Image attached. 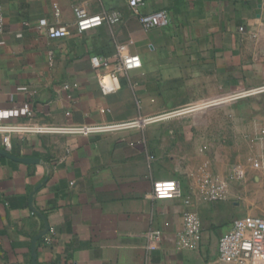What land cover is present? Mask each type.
I'll use <instances>...</instances> for the list:
<instances>
[{
    "label": "crops",
    "instance_id": "1",
    "mask_svg": "<svg viewBox=\"0 0 264 264\" xmlns=\"http://www.w3.org/2000/svg\"><path fill=\"white\" fill-rule=\"evenodd\" d=\"M143 3L135 14L127 0H0V122L88 130L15 134L8 150L0 136V149L29 160L0 155V264H223L218 242L232 222L262 217L237 201L247 187L230 168L249 176L264 144V93L167 126L149 120L264 85V0ZM75 7L117 11L121 21L78 33ZM155 11L169 24L143 31L139 16ZM40 20L70 34L50 39ZM119 44L141 66L103 95L90 60L107 59L102 73L110 71ZM24 106L31 116L9 117ZM138 119L149 122L90 130ZM166 180L179 183L181 198L152 199L153 183ZM213 182L226 184L224 200L207 199ZM185 212L200 220L195 248L178 245ZM155 231L161 243L149 251Z\"/></svg>",
    "mask_w": 264,
    "mask_h": 264
},
{
    "label": "built area",
    "instance_id": "2",
    "mask_svg": "<svg viewBox=\"0 0 264 264\" xmlns=\"http://www.w3.org/2000/svg\"><path fill=\"white\" fill-rule=\"evenodd\" d=\"M144 5L143 0H127L128 9L137 14ZM75 18V28L78 33L98 28L104 24L113 26L121 21V14L117 11L90 14L82 7L73 9ZM140 25L145 32L165 27L169 24V19L164 11H155L139 16ZM39 28L46 29L47 36L50 39H63L70 33L66 26L49 27L46 20L39 21ZM4 31V19L0 7V36ZM115 64L110 71L102 73L111 67L107 59L100 56L91 57V67L98 73V83L103 95L111 94L119 90L118 78L130 70L137 69L141 66V60L138 55L130 53L128 44H119L116 46ZM65 89L68 87L65 86ZM264 93V85L227 96H219L213 100H203L193 102L186 106L179 107L167 112L161 113L150 122L167 121L187 115H195L206 110L224 106L237 99L252 97ZM9 117H19L21 115L31 116L27 106L22 109H13L8 113ZM147 120L138 119L131 123L90 128L91 131H103L111 128H130L142 127L146 125ZM87 129L82 127H51L45 125H25V124H3L0 122V136L5 149H10L11 136L15 134H76L85 132ZM88 131V130H87ZM261 142L264 143V130L261 131ZM232 177L242 179L244 171L239 167L233 168ZM227 194V186L224 183L213 182L208 184L207 199L210 202L224 200ZM151 198L156 200L181 198L180 185L175 180L158 181L153 183ZM183 231L178 236V245L180 248H195L194 241H198L201 232V224L198 216L192 212L184 214ZM149 251H155L161 243V232L155 231L149 234ZM217 259L223 264H264V216L251 217L246 216L235 219L229 230L219 239L217 247Z\"/></svg>",
    "mask_w": 264,
    "mask_h": 264
},
{
    "label": "rangeland",
    "instance_id": "3",
    "mask_svg": "<svg viewBox=\"0 0 264 264\" xmlns=\"http://www.w3.org/2000/svg\"><path fill=\"white\" fill-rule=\"evenodd\" d=\"M189 117L182 116L179 117L183 119H186ZM178 119V118H175ZM174 119H170L167 121H157L153 122L152 125H161L163 123V126H167L169 124V121H172ZM259 150L258 153L254 156V161L252 163L251 172L248 175H245L243 179L235 180L236 178L233 177L234 182L242 186L247 187V193L246 196L240 195L239 199L237 201L239 204L246 209V211H250L255 213L257 216H264V144L258 145ZM255 160L256 164H255ZM239 167L238 164L231 162V168L232 169V175H233V168ZM240 168V167H239ZM249 199V202L243 201V199ZM246 200V199H245Z\"/></svg>",
    "mask_w": 264,
    "mask_h": 264
},
{
    "label": "water",
    "instance_id": "4",
    "mask_svg": "<svg viewBox=\"0 0 264 264\" xmlns=\"http://www.w3.org/2000/svg\"><path fill=\"white\" fill-rule=\"evenodd\" d=\"M0 155L8 157V158H11V159H14V160H17V161H22V162H25V163L29 162V160H26V159L20 160V159H17V158H13L6 150H3V149H0Z\"/></svg>",
    "mask_w": 264,
    "mask_h": 264
}]
</instances>
